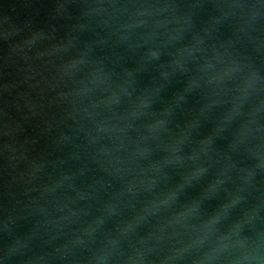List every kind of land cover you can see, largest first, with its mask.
Instances as JSON below:
<instances>
[{"label":"water","instance_id":"water-1","mask_svg":"<svg viewBox=\"0 0 264 264\" xmlns=\"http://www.w3.org/2000/svg\"><path fill=\"white\" fill-rule=\"evenodd\" d=\"M0 264H264V0H0Z\"/></svg>","mask_w":264,"mask_h":264}]
</instances>
